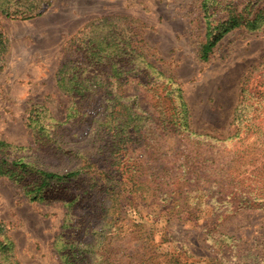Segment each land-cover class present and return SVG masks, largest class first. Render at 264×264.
<instances>
[{
	"label": "rangeland",
	"instance_id": "rangeland-1",
	"mask_svg": "<svg viewBox=\"0 0 264 264\" xmlns=\"http://www.w3.org/2000/svg\"><path fill=\"white\" fill-rule=\"evenodd\" d=\"M43 1L11 3L10 10ZM46 1L51 4L31 18L0 13V140L9 144L0 150V160L7 159L14 174L0 175V224L5 227L0 239L12 243L13 250L4 256L18 264H61L55 241L68 216L67 202L55 195L31 199L24 185L32 176L10 162L22 160L60 173L72 167L55 146L59 123L67 120L72 102L56 76L69 42L91 20L110 16L113 28L137 45L138 52L120 64L131 66L137 58L148 73L152 90L141 87L139 92L153 108L158 105L154 117L161 115L159 100L166 96L177 106L180 91L188 111L178 112L175 119L183 118L199 134L218 139L231 135L242 99L255 116H264V0H216L219 9L211 19L237 15L242 24L221 38L207 60L200 57L206 39L203 0ZM255 18L263 21L259 27L245 24ZM163 81L164 91L155 94L153 89ZM259 82L262 87L255 89ZM38 115L44 128L31 121ZM19 173L28 180H17ZM47 190L53 195L50 187ZM128 212L133 222L153 233V247L147 246L156 251L155 264H172L167 253L179 248L187 251L192 264H264V207L224 215L213 203L203 202L187 221L157 216V207ZM212 258L218 261L208 262Z\"/></svg>",
	"mask_w": 264,
	"mask_h": 264
},
{
	"label": "trees",
	"instance_id": "trees-1",
	"mask_svg": "<svg viewBox=\"0 0 264 264\" xmlns=\"http://www.w3.org/2000/svg\"><path fill=\"white\" fill-rule=\"evenodd\" d=\"M22 2L0 0V13L13 17L19 12L22 18H31L51 4L45 0L10 10L11 3ZM216 4V0L201 3L206 21V39L200 49L203 60L226 33L242 24L237 15L211 19L219 9ZM262 22L255 18L245 24L254 29ZM137 52V45L113 28L110 16L86 24L66 47L56 76L72 102L67 120L59 123L55 146L68 156L72 167L60 173L22 160L10 162L32 176L24 185L31 199L55 195L67 202L68 216L55 241L61 264H155L156 251L149 244L153 233L133 222L129 208L140 212L142 207H157V216L187 221L203 202L213 203L224 215L264 207V116H255L242 99L231 135L218 139L199 134L183 118L175 119L178 112L188 111L180 91L178 105L165 96L163 102L159 100L161 115L154 117L158 105L153 108L147 95L139 92L141 87L144 92L152 90L148 73L137 58L131 66L120 64ZM262 85L259 82L255 89ZM164 89L165 81L153 90L159 94ZM30 118L44 128L41 115ZM7 147L0 140V150ZM8 166L7 159L0 160V175L13 177ZM17 177L28 180L20 173ZM73 180L78 182L67 187ZM4 230L0 224V237ZM12 250L11 242L0 239V264H18L4 256ZM167 257L172 264H192L183 248L170 251Z\"/></svg>",
	"mask_w": 264,
	"mask_h": 264
}]
</instances>
